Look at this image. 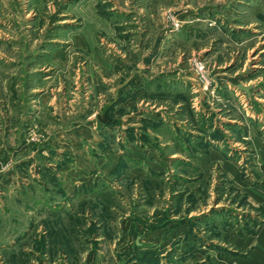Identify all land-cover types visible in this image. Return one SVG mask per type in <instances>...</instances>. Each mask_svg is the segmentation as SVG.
Instances as JSON below:
<instances>
[{"label":"rangeland","instance_id":"rangeland-1","mask_svg":"<svg viewBox=\"0 0 264 264\" xmlns=\"http://www.w3.org/2000/svg\"><path fill=\"white\" fill-rule=\"evenodd\" d=\"M258 229L264 0H0V264H264Z\"/></svg>","mask_w":264,"mask_h":264},{"label":"trees","instance_id":"trees-1","mask_svg":"<svg viewBox=\"0 0 264 264\" xmlns=\"http://www.w3.org/2000/svg\"><path fill=\"white\" fill-rule=\"evenodd\" d=\"M174 141L176 143V139ZM185 150L186 149L182 148V146H179V145L176 146V152H179V153L180 152H184V153H186ZM147 264H159V260L158 259H153V260H150Z\"/></svg>","mask_w":264,"mask_h":264},{"label":"water","instance_id":"water-1","mask_svg":"<svg viewBox=\"0 0 264 264\" xmlns=\"http://www.w3.org/2000/svg\"><path fill=\"white\" fill-rule=\"evenodd\" d=\"M237 88L242 92H244L246 95L251 96L250 94L251 87H244L242 84H239Z\"/></svg>","mask_w":264,"mask_h":264},{"label":"crops","instance_id":"crops-1","mask_svg":"<svg viewBox=\"0 0 264 264\" xmlns=\"http://www.w3.org/2000/svg\"><path fill=\"white\" fill-rule=\"evenodd\" d=\"M259 101H262L261 99H258ZM259 230V232H261V235H263V237H264V230L263 231H260V229H258ZM260 235V233H258V236ZM258 236H257V239H258ZM257 243H258V241H257ZM264 243V242H263ZM255 245H256V243H255ZM258 248V247H257Z\"/></svg>","mask_w":264,"mask_h":264}]
</instances>
